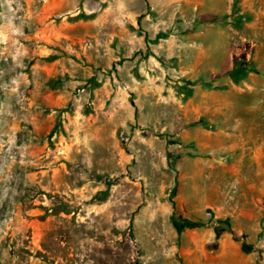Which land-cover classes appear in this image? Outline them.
Listing matches in <instances>:
<instances>
[{"label":"rangeland","instance_id":"374dc122","mask_svg":"<svg viewBox=\"0 0 264 264\" xmlns=\"http://www.w3.org/2000/svg\"><path fill=\"white\" fill-rule=\"evenodd\" d=\"M0 264H264V0H0Z\"/></svg>","mask_w":264,"mask_h":264}]
</instances>
